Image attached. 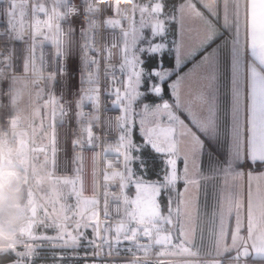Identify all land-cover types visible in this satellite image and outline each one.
I'll return each instance as SVG.
<instances>
[{
  "label": "snow or ice",
  "instance_id": "1",
  "mask_svg": "<svg viewBox=\"0 0 264 264\" xmlns=\"http://www.w3.org/2000/svg\"><path fill=\"white\" fill-rule=\"evenodd\" d=\"M202 2V0H201ZM85 4L86 12V22L87 27L81 29V35L85 38V47L89 48V51H95L98 54L101 53V49L96 46L95 29L99 27V21L95 18V14L105 11L107 8H111L112 11L119 15L122 11L127 12V9H121V7L116 5H105L104 8L99 7L95 0H83ZM69 0H54V7L52 8V14L48 16V20L43 23L49 28H53V17L60 19L65 16H70L76 14L78 11L75 5L68 7L66 13H61L58 11L60 5L67 6ZM28 6V0H10V7L7 10L8 17V27L9 30L15 33L16 39H22L23 33L25 31L24 27V17L26 15L24 9ZM165 5L163 3L157 2L154 4L146 5H134L133 11L139 8L142 13V23L141 27H144L143 23V13L151 12L159 15L163 12ZM203 7L208 10L211 16L218 17V6L213 8L211 5L203 4ZM234 11V21L232 24L229 22V8ZM240 0H224V25L225 29L231 30L235 27V33L231 36V63H232V110H233V120H234V152L232 156L226 161L227 167L225 172L228 173L236 163L243 164L245 159L255 165L257 162L264 163V0H245V37L246 40L250 38L249 47L251 49V60L247 66V99L249 101L247 105L248 118L247 122L249 124L248 132L250 135L247 137L246 145V155H245V143L241 138V125H240V114L242 112V106L244 104V84L245 78L241 76L240 69L243 64V49L241 47L240 39ZM187 8L194 14L201 18L206 25V32L203 38L200 40L199 45L189 51L183 63L187 60H194V57L198 52L204 51L208 46L215 44L216 46L212 48V51L207 55H204L202 60L199 62H194L193 69L189 70L188 73L181 74L183 63L181 62L179 56L180 46L177 45L176 41H173V45L176 46L177 58L176 66L172 69L163 70V63H159L157 67L147 69L142 67L144 61L140 60L139 57L135 55V50L137 48L138 41L133 40L131 45L132 55L129 56L130 47L128 43L129 31L121 28V32L124 37V48H123V60L120 64V70L123 71L125 67L131 68V74L128 76L127 84L125 89L113 88L108 94L115 97L113 103L120 107L123 113L119 118V123L117 128L119 130L118 141L115 145V151L124 157V167L123 170L113 166L111 162L106 164L104 169L103 179L105 181V186L107 187L109 182H118V187L120 189L119 193H111V195L118 200L123 201L126 207V216L129 223H135L136 227H131L125 224L122 220L117 225L116 239L119 241L120 235L124 233V239L130 241H136L137 236L142 234L150 239L152 243L157 245H163L170 243L172 240L171 234H166L160 236L162 223L171 224L173 216L172 199L169 197L168 202V214L165 216L162 214L161 206L158 201V197L161 195L162 191L170 192L175 188L177 181L179 180V175L177 172V158H178V145L175 138L176 128L175 125L179 124L187 129L188 134L191 136L192 140V151H199L203 147L202 141L200 140V135H204L208 138H215L217 135L218 121L215 113V99H216V82L218 75L224 66L225 51L228 48V39H223L221 43L216 44L217 40L222 39L223 33L219 27L213 22L212 19L206 17L202 12L196 10V5L189 2L186 5H181L180 11ZM19 9V15L17 11ZM36 12L45 13L48 15L47 10L43 4L33 5V13ZM127 18V17H125ZM175 14L171 16V19H175ZM36 26H38L41 21L36 19ZM105 25L116 27L119 26L120 21L114 18H107L103 21ZM153 37L160 35L163 36L165 33V25L163 21L159 19L156 20L154 24L151 25ZM131 32L134 34L136 29L133 24L130 25ZM69 31H75L71 27ZM37 33H34V36ZM5 32L0 30V36H4ZM55 35L57 37V56H62V44L63 40L61 37L64 35L60 25L57 23L55 25ZM12 38V37H10ZM143 37L141 36L140 39ZM45 40L48 39L47 36L44 37ZM147 48H139V52L147 53L151 56L153 54L161 53L166 47L162 43L153 44L151 40L148 41ZM116 47L113 42L111 48ZM111 48L108 45L102 46L103 59L106 62L111 61L112 53ZM3 63V61H0ZM90 63L96 65L95 76L99 78V63L98 60L93 57ZM32 65L33 72L35 68V48L34 45L29 48L28 56L24 61V71L27 73L29 71V65ZM9 67L11 65L9 64ZM138 69V70H137ZM199 79L202 81H207L206 87L208 93L200 92L197 99L201 101V104H207V115H200L195 112L191 106H184L180 100V89L182 84L194 76L198 75ZM115 67L113 66V79ZM105 74H108V70L105 69ZM92 74H90L91 76ZM175 75L176 79L170 83H167V88L170 90V94L173 98V103H169L167 100H163L165 93V83L168 78ZM22 77H18L15 73L11 75H6L5 69L0 67V83H8L9 92V114L6 118L7 126L14 128L18 126L23 117L18 110V103L23 95V87H19ZM43 77H38L33 80L32 83L36 84L42 80ZM90 82H92L90 80ZM147 84V87L141 91V88ZM26 87V85H25ZM98 88L94 89L91 94L88 95V100L93 103H99ZM0 95L3 92L0 91ZM153 95L161 100L162 104H149L144 103L141 107V119L140 128L141 134L144 138V146H150L152 150L158 154H163L166 157V167L165 175L163 180L146 182L142 177H136L135 172L129 167L132 161L139 160L141 167H144L142 158L131 155L132 150H139L137 145L131 139L132 127L135 126V120H132L131 125L129 124V113L128 107L130 105L131 109L133 106L140 101L142 98ZM126 102V103H125ZM84 100L82 99L78 104V110H82ZM51 105V120H55L57 112L62 118L68 116V109L64 105L59 104L54 96L50 97L49 100L45 101V107ZM183 111L186 118L191 124V128L184 123L181 119L180 112ZM163 112L167 113L168 126L162 127L158 121ZM33 116H39L40 110L35 109L32 113ZM78 117H82V111H78ZM14 118V119H13ZM148 121L154 122V126L146 127ZM5 122V118L0 117V123ZM79 125V119L77 121ZM28 127L32 129L31 137L28 136L27 131L22 129V136L19 138L14 136V142L18 146L19 156L24 161V166L22 171L25 177L26 191H25V201L28 205V218L24 226L20 229V237L15 242L8 246L7 251L0 252V256L3 255H14L16 259L13 264H34L35 259L38 258L39 252L33 241H48L53 243L62 241L61 245L66 246L69 242L72 245L78 246L83 233L79 232L81 227L87 228L94 223L93 232L99 236V213L97 211L99 205V199L95 192L93 195L85 196L84 194V181L82 178L83 171V155L82 151H75L73 157V164L76 165L73 169L75 175L73 177L68 176H58L56 174L57 160H56V132L54 124H50L51 128L49 144L51 145V157L48 155L47 146H37L35 144V137L37 135V127L35 125L34 119H29ZM195 129V132L192 129ZM44 122L41 119L39 125V130L43 132ZM83 133L87 135V144L89 146H94V133L92 132L91 124L88 127L81 129ZM45 135H48L45 133ZM73 149L77 148L83 149L84 141L80 138H74L72 141ZM108 151V148H105ZM43 154L44 160L41 163L39 161V155ZM185 172H187V164L185 162ZM95 175V171H93ZM245 175L243 172L235 173L234 179L242 178ZM248 187H247V198H246V217L242 214L241 209L245 208V201L242 198L243 192L241 186L234 184L232 187L235 189L229 190L225 196V202L227 204V209L223 207L219 213L220 222L218 231L215 227V216L213 213V236L215 238V244L217 248L221 246L225 250H228L229 245L227 244L228 237H231V247L236 249V255L233 257L235 264H240L241 259L247 262L249 257L253 259H258L264 261V184H258L255 193L252 189V180L256 179L258 181H264V173H260L257 176H253L252 172L247 173ZM48 184V190L45 192L43 197H40L42 203L38 202L36 191L40 190L43 185ZM95 183V181L93 182ZM70 186L67 196H74L76 199L75 211L73 215L80 216L81 219L75 221L76 235L72 232L67 231V221L70 217L67 215L69 211L72 210V206L67 203H61V199L67 200L62 191L59 189L58 185ZM129 187H135L136 195L135 197H129L125 191ZM35 189V190H34ZM110 193L105 191V209H107V197ZM178 199L176 201L175 215L180 217L182 215L181 206L185 204L182 199V194L177 192ZM59 205V208L56 207ZM48 206L52 208V214L58 217L57 220L53 221L54 227L58 230L55 236L48 235H36L33 231L35 225L37 224V209L42 208L44 211V216L49 217ZM236 210V223L235 228L229 231L226 220L227 217L231 216L232 210ZM91 211L90 216H86V213ZM187 219L191 220V212L185 211L183 213ZM105 216L108 215L107 211L104 213ZM246 219V230L247 234L241 235L242 229L245 228ZM43 223V220L39 221ZM159 222V223H158ZM155 230L156 236H153V231ZM180 235L187 237V232L184 225H181ZM26 238V239H22ZM187 242V240H185ZM91 243V241H90ZM23 245L24 251H17L18 245ZM137 247H144L145 250L151 248V243L148 245L137 244ZM250 249L252 251H250ZM188 252V248L182 249ZM62 259V258H61ZM138 264V262H137ZM147 264V262H145Z\"/></svg>",
  "mask_w": 264,
  "mask_h": 264
},
{
  "label": "built area",
  "instance_id": "2",
  "mask_svg": "<svg viewBox=\"0 0 264 264\" xmlns=\"http://www.w3.org/2000/svg\"><path fill=\"white\" fill-rule=\"evenodd\" d=\"M95 3L101 8H104L105 5L118 4L121 9L128 10L127 12L122 11L117 15L111 8H107L105 11L95 14V18L99 21V27L95 29V37L96 46L98 49H101L100 54L95 51H89V48L85 47V38L81 35V29L87 27L86 6L83 3V0H69L67 6L60 5L58 11L61 13H66L68 7L73 4L78 11L74 15L65 16L60 19L53 17L52 29H49L43 22L47 21L48 16L52 14L54 0H28V6L24 9L26 13L24 17L25 31L22 39H16L15 33L11 32L8 27V17L6 13L10 7V0H0V30L5 32L4 36H0V61H3V63H0V67L5 69L6 75L15 73L18 77L23 78L18 86L23 87V94H28L30 99L34 96L38 97L46 89H49L51 97L54 96L59 104L64 105L65 108L68 109V116L66 118H62L58 111L54 121L51 120L50 117L51 107L49 110V122L50 124H54L56 132V174L61 177H73L75 175L73 169L76 166L73 164L75 151H82L83 171L81 175L84 181V194L85 196L90 197L95 192L100 201L97 208L100 220L99 236L95 234L97 242L94 247V252L96 259L102 260L116 258L105 255L103 249V242L106 241V235H109V238H112L111 234L114 232L113 236L116 237V232L111 230L112 227L116 228L122 220L126 225H133L132 227H136L135 223H129L128 218H126L122 199H115L111 195V193H119L120 189L118 187V182H109L106 187L103 175L108 162H111L114 167L121 170H123L124 167L123 155L115 151V145L118 141L119 135L117 125L119 123V118L123 113L121 112L120 107L113 103L115 97L108 93L113 88H120L123 92L127 84L128 76L132 71V69L128 67H125L123 71L120 70V64L123 60L122 50L124 48V37L121 28L129 31V36H131L133 33L131 32L130 25L134 22L135 29L138 26L135 11H133L134 0H95ZM39 4L45 6L48 15L40 12H36L34 15L33 5ZM161 14L162 13L159 15L155 14L156 18L153 21L154 23L159 16H162ZM17 15H19V9ZM107 18L118 19L120 21L119 26L111 27L105 25L103 21ZM36 19L41 21L38 26H36L35 23ZM57 23L60 25V28L64 33L61 37L63 40L62 56L56 55L57 37L55 35V25ZM70 27L75 31H69ZM37 32L39 34L34 36V33ZM45 36L48 37L47 40L44 39ZM158 36V40L162 41V36ZM113 42L116 44V47L111 48ZM105 44L111 48L112 57L110 62H106L102 58L103 55H106V53L103 54L102 51V46ZM33 45L35 48L34 72L32 65L30 64L29 71L25 73L24 61L28 56L29 48ZM132 54L133 53L130 50L129 56ZM93 57H95L99 63L98 79L95 76L96 65L90 63ZM9 64L11 67H9ZM113 66L115 67V79H113ZM105 69L108 70V74H105ZM90 74L92 75L90 76ZM38 77H43V79L40 80L39 83L33 84L32 81L36 80ZM90 80L92 82H90ZM96 88L99 90L98 104L88 100V95ZM0 91L4 92L3 95H0V114L4 115L3 118H5V122L3 124L7 127L6 118L8 117L10 109L8 106V83L6 81L0 83ZM82 99L84 100L82 110H78L77 104ZM21 100L22 98L18 103V109L23 117ZM126 107H128V113L131 115L133 109H131V106L129 105H126ZM78 111H82V117H78ZM78 119L79 125L77 123ZM89 124H91L92 132L96 138L94 140V146H89L87 144V135L81 131V129L88 127ZM20 126L25 130V127H23V119ZM74 138H80L84 141V147L82 150L79 148L76 150L73 149L72 141ZM62 143L65 145V160L61 153ZM105 148H108V151H105ZM48 153L51 154V147H48ZM93 171H95V175H93ZM94 181L95 183H93ZM69 187L70 186H68V192ZM105 191L110 193L107 197V209H105L104 204ZM177 192L179 193L178 183H176L174 189L170 192H165L164 194L165 213H168L169 197H171L173 202V222L171 224L165 222L166 225L161 226V231L159 233V235L162 236L163 229H173L174 248H177L180 244L176 232L178 220L175 215L176 201L178 199ZM71 198L76 201L74 196H71ZM105 211L108 213L107 216L104 215ZM90 215L91 211L86 213V216ZM120 236L124 237V233L122 232ZM153 236H156L155 230L153 231ZM132 242L133 247L136 248L138 253L145 251V248L137 247V244L148 245L151 243V248L147 249L146 255H138L133 258H144L149 264H159L160 260L162 261V259H164V257L159 258L154 256V253L160 248V246L162 248V245L152 243L148 237L142 234V232L137 236V240ZM235 255L236 249L231 255L219 258V260L234 261L233 257ZM240 264H245V261L241 259Z\"/></svg>",
  "mask_w": 264,
  "mask_h": 264
},
{
  "label": "crops",
  "instance_id": "3",
  "mask_svg": "<svg viewBox=\"0 0 264 264\" xmlns=\"http://www.w3.org/2000/svg\"><path fill=\"white\" fill-rule=\"evenodd\" d=\"M189 2L196 5V10L202 12L206 17H209L219 27L223 33L222 39L217 40L216 44L222 42L223 39H228V48L225 51L224 66L218 75L216 82V99H215V113L218 121L217 135L215 138H208L204 135H200L203 147L199 151H192V140L188 131L183 126L175 125L176 132L175 138L178 145L179 163L178 169L180 174L179 193L182 194V199L185 204L181 206L182 215L179 217V223L177 228V235L179 237V246L174 249L175 253L181 256L194 255L198 256V260H213L217 261V264H235V261L229 260V262H222L217 260L219 257H227L231 255L235 248L231 247V237H228L227 244L228 250H225L223 246L217 248L215 244V238L213 236V213L215 216V227L218 231L220 216L219 213L223 207L227 209L225 202V196L229 190L233 189L234 184L241 186L243 192L242 198L245 201V208L241 209L242 214L246 217V198L248 178L247 173L252 172L253 176H257L260 173H264V169L254 171L250 161L245 159L243 164L236 163L233 168L226 173L227 167L226 161L232 156L234 152V120L232 110V63H231V36L235 33V27L231 30L225 29L224 25V0H184L176 9L175 23H176V35L175 40L177 45L180 46L179 56L183 63L189 54V51L196 48L203 35L206 32V25L204 21L197 17L194 12L185 8L183 12L180 11L181 5H186ZM203 4L211 5L213 8L218 6V17L211 16L207 9L203 7ZM245 0H240V39L241 47L243 49V64L240 69L241 76L245 78L244 84V104L242 106V112L240 114L241 125V138L245 143V155L247 137L250 135L248 132L249 124L247 122L248 111L247 105L249 103L247 99V66L251 60V49L249 47L250 38L246 40L245 37ZM234 21V11L229 8V22L232 24ZM216 45H210L206 50L198 52L194 57V60H187L183 63L181 74L188 73L193 69L194 62L202 60L204 55H207L212 51V48ZM174 67L176 66L177 50L174 47ZM198 75L187 80L182 84L180 89V100L182 105L191 106V108L200 115H207V104H201V101L197 99L200 92L208 93L206 87L207 81L199 79ZM175 75L172 80H175ZM170 93V90H169ZM163 103V100H162ZM181 119L184 123L191 128V124L186 118L183 111L180 113ZM195 132V129H192ZM185 162L187 164V172H185ZM243 172L245 175L242 178L234 179L235 173ZM264 184V181L252 180V189L255 193L257 185ZM185 211L191 212V220L183 214ZM236 223V210L233 208L231 216L227 217L226 224L229 231L235 228ZM181 225H184L187 232V237L180 235ZM247 234L246 219L245 228L242 229L241 235ZM187 240V242H185ZM85 248L86 245L82 244ZM188 248L189 251L185 252L182 249ZM250 251H252L250 249ZM81 249L78 250V263L82 264L87 260L86 256H81ZM115 257V256H113ZM117 258V257H116ZM207 258V259H206ZM253 259V258H252ZM257 259L250 260L248 264H264L255 261ZM101 261V260H100ZM113 260H103L106 264H112ZM183 261V260H182ZM13 263V262H11ZM9 263V264H11ZM183 264V263H182Z\"/></svg>",
  "mask_w": 264,
  "mask_h": 264
},
{
  "label": "rangeland",
  "instance_id": "4",
  "mask_svg": "<svg viewBox=\"0 0 264 264\" xmlns=\"http://www.w3.org/2000/svg\"><path fill=\"white\" fill-rule=\"evenodd\" d=\"M155 2H158V1L157 0H150L147 3H138L134 0V5H136V4L146 5V4H153ZM135 14H136V18H137V26L138 27L136 28V32L128 37V43H129L130 50H131V45H132V42L134 39H136L138 41L137 48L135 50V55L137 57H138V53H139V48H141V47L147 48L149 46L148 45L149 40H151L153 44L162 43L166 46L164 49H167L169 47L168 42H170V40L163 37L165 35L162 36V41L158 40V37H159L158 35L153 37L151 25L154 24L153 21L155 20L156 16L154 13L151 12V9H149L148 12L143 13L144 27H141L142 13H141L139 8L135 9ZM161 15L162 16H159L158 19L160 21L164 22L165 32H166V20H171V18H169V16H167L165 11H163ZM146 31H148L147 35H146ZM141 36L143 37L142 39H140ZM155 38H156V40L154 41L153 39H155ZM174 47L175 46L173 45L172 49L175 52ZM145 52H147V51H145ZM174 61H175V58H174ZM163 70H168V69L165 68V69H162V71ZM173 76L169 77L170 78L169 80H172ZM50 97H51V94L49 92V89H46L38 97L34 96L31 99L29 98L28 94L24 93L22 100H21V106L23 109V127H25V131H27L28 136L31 137L32 129L30 127H28V124H29L30 118L34 119L35 125L37 127V135L35 137V144L37 146L43 145V146L51 147V145L49 144V138H50V133H51V128L49 127V125H50L49 110H50L51 105L45 107V101L49 100ZM31 100H32V102H31ZM170 100L171 101H169V100H167V101L169 103H173V98H172L171 94H170ZM30 102H31V106H30ZM156 104H162V101H160L159 103H156ZM142 105L143 104L136 106V104H135L133 106L134 111L132 112L131 115H129V124L131 125L132 120L134 119L135 120V126L137 127V132L141 136H142V134H141V128H140V119H141L140 112H141ZM153 105H155V104H153ZM35 109L40 110L39 116H33L32 115V113ZM41 119H43V122H44L43 132H41L39 130V125L41 123ZM158 123L162 127L168 126L169 122L167 119V113L166 112L162 113ZM151 126H154V122L148 121L146 123V127H151ZM134 127H132V129ZM45 133H47L48 135H45ZM131 135H132V133H131ZM143 140H144V138H143ZM48 155L50 158L51 154L48 153ZM160 156H161V159L164 162V165L166 167V162H165L166 157L163 154H160ZM43 160H44V156H43V154H40L38 163L43 162ZM179 160L180 159H179V155H178L177 172L179 175V180L177 181V183H179V181H180V174H179V169H178ZM129 167L131 168L130 164H129ZM164 175H165V172L163 173L161 180H163ZM133 179H136V178L133 177ZM58 187L62 191V193L65 196H67L68 186L61 184V185H58ZM127 189L125 190L127 192V195L130 198L135 197V195H136L135 187H131V189H132L131 194L127 191ZM47 190H48V184L47 183H45L40 190H36V194H38V197H37L38 202L42 203V200H40V197H43ZM61 203H67V204L72 206V210L67 213V215L70 217V219L66 222L67 223V231L72 232L73 235H76L77 233H76V231H74L75 221L80 219L79 218L80 216L73 215V211H75L76 201L72 200L71 196H67L66 201L64 199H61ZM56 207L59 208V205H56ZM161 211H162V214L165 216L168 214V213H165L164 210H161ZM48 212H49L50 216L45 217L43 209L42 208L37 209V220H38V222L35 225V228L33 229V231L38 236L39 235L55 236L57 234L58 230L54 227L53 221L57 220L58 217L56 215L52 214L51 206H48ZM124 212L126 215L125 205H124ZM126 218H127V216H126ZM172 219H173V216H172ZM40 220H43V223H40L39 222ZM177 220L179 223V217H177ZM162 225H166V224L162 223ZM128 226L132 227L133 225H128ZM93 227H94V223L87 228L81 227L79 229V232L83 233V236L81 237L78 246H74L71 244V242H69L66 246L62 247L61 246L63 244L62 241L55 242V246H53V243H49L48 241L29 242V243H33L37 247V250L39 252V256H38V258L35 259L34 264H74V262L78 259V258H76L78 256V249H81V252H82L80 254L81 256H86L89 258L92 257L91 259L87 258V260H85L82 264H106V262L104 263L103 260H113L112 264H137V262H138V264H145V262H147V260L144 258H133L134 256H138V255L139 256L146 255L147 254L146 250L142 251L141 253H138L136 248L133 247L132 241L126 240L122 236H120V239L118 241L116 239V237L113 236L114 232L111 234L112 238H109V235H106V238H105L106 241H104L105 243L103 242V249H104L105 255L112 256V257L115 256L117 258L102 259L101 261L96 259L94 247L96 245L97 240H96L95 234L93 232ZM177 228H178V224H177ZM115 229L116 228L112 227L111 230L115 231ZM106 233H108V232H106ZM169 233L172 236L171 242L163 244L162 248L160 246V248L154 253V256H157L159 258L164 257V259H162V261L160 260V263L158 262L159 264H182V263L183 264H217V261H213V260H198L197 259L198 256H194V255H189V256H181L179 254L177 255L174 251L175 248L173 247V245H174L173 229H170V230L163 229L162 230V236L169 234ZM87 234H89V237ZM90 241H91V243H90ZM82 244H85L86 247L83 248ZM17 251H24V247L22 244L17 246ZM219 258H222V257H219ZM219 258H216V259L219 260ZM168 259H170V260H168ZM219 261H221V260H219ZM11 264H13V263H11ZM147 264H149V263L147 262Z\"/></svg>",
  "mask_w": 264,
  "mask_h": 264
},
{
  "label": "clouds",
  "instance_id": "5",
  "mask_svg": "<svg viewBox=\"0 0 264 264\" xmlns=\"http://www.w3.org/2000/svg\"><path fill=\"white\" fill-rule=\"evenodd\" d=\"M20 124L14 128L0 127V252L7 251L19 239L20 229L29 215L22 171L24 161L13 139L22 136Z\"/></svg>",
  "mask_w": 264,
  "mask_h": 264
},
{
  "label": "trees",
  "instance_id": "6",
  "mask_svg": "<svg viewBox=\"0 0 264 264\" xmlns=\"http://www.w3.org/2000/svg\"><path fill=\"white\" fill-rule=\"evenodd\" d=\"M138 3H147L150 0H135ZM160 3H163L165 5L163 11L166 12L167 16L171 18L173 13H176L177 6L183 2L184 0H157ZM148 34V31H146V35ZM166 39H169L170 42H168V48L164 49L161 53L149 55L147 52H139L138 57L140 60H143L144 63L142 67L151 69L154 67H157L159 63H163V69H172L174 68V51L172 49L173 44L172 42L175 40L176 35V23L175 19L166 20V32L164 33ZM154 41L156 40L153 39ZM170 78H168L167 82ZM167 82L165 83V93L163 96V100H170V93L167 88ZM147 87V84L144 85L143 88H141V91H143ZM162 101L161 99L153 96L148 95L144 98H142L140 101L136 103V106L149 103V104H156ZM132 135L131 139L134 142L135 145H137L139 150H132L131 155L140 157L143 160L144 167H141V164L139 160L132 161L130 163L131 169L135 172L136 177H142L144 181L150 182V181H157L161 180L163 173L165 172V165L164 162L161 159V156L156 154L149 146H144V140L143 137L137 132V127L135 126L132 129ZM252 170L257 171L264 169V163L257 162L255 165H252ZM179 190V185H178ZM127 191L131 194L132 189L129 187ZM165 191L161 192V195L158 197V201L160 203V206L162 210H164L165 206V197H164ZM47 232V231H46ZM89 237V234H87ZM79 250V249H78ZM16 257L14 255H3L0 256V264H9L14 261ZM77 258V257H76ZM89 258V257H87ZM92 258V257H91ZM89 258V259H91ZM250 260H253L252 258L247 259L246 264L250 262ZM229 262V260H224L222 262ZM259 261V263H264V261L261 260H255ZM74 264H79L78 259L74 262Z\"/></svg>",
  "mask_w": 264,
  "mask_h": 264
},
{
  "label": "bare ground",
  "instance_id": "7",
  "mask_svg": "<svg viewBox=\"0 0 264 264\" xmlns=\"http://www.w3.org/2000/svg\"><path fill=\"white\" fill-rule=\"evenodd\" d=\"M4 93V92H3ZM0 116L1 117H3L4 115L2 114H0ZM4 122H2V123H0V127H3V128H7L4 124H3ZM61 153H62V157H63V159L65 160V158H66V154H65V145L62 143L61 144ZM36 196H37V194H36ZM22 239H26V238H22Z\"/></svg>",
  "mask_w": 264,
  "mask_h": 264
}]
</instances>
